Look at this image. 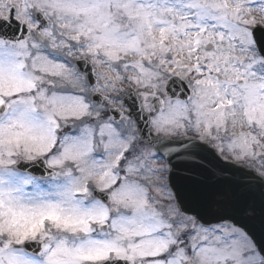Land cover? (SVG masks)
Wrapping results in <instances>:
<instances>
[{"label":"snow or ice","instance_id":"6c2138e0","mask_svg":"<svg viewBox=\"0 0 264 264\" xmlns=\"http://www.w3.org/2000/svg\"><path fill=\"white\" fill-rule=\"evenodd\" d=\"M0 264H264V0H0Z\"/></svg>","mask_w":264,"mask_h":264}]
</instances>
